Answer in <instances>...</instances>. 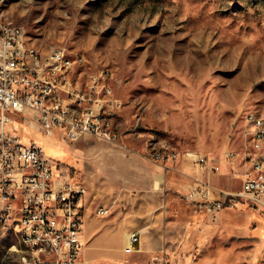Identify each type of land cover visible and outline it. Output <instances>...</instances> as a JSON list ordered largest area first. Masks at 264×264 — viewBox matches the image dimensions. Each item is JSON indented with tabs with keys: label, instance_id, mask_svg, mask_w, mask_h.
I'll return each mask as SVG.
<instances>
[{
	"label": "rangeland",
	"instance_id": "374dc122",
	"mask_svg": "<svg viewBox=\"0 0 264 264\" xmlns=\"http://www.w3.org/2000/svg\"><path fill=\"white\" fill-rule=\"evenodd\" d=\"M0 18L23 28L42 51L65 48L84 56L81 76L111 70L123 104L122 144L166 140L181 152H203L221 164V173L211 175L220 177L214 186L240 191L245 160L255 153L246 116L264 118V0H0ZM138 121L140 132H133ZM8 128L24 144L33 141L46 156L72 167L75 147L62 133L46 135L29 122ZM229 152L235 155L230 161ZM71 171L87 189L80 171ZM96 183L100 193L110 194L105 182ZM192 184L190 179L187 191ZM187 191L167 190L160 224L131 253L124 250L134 229L124 242L112 232L113 203L97 198L84 206L86 264H264L263 208L236 198L212 216L187 200ZM103 206L111 211L98 217ZM120 208L121 214L128 211ZM17 240L18 229L0 225V264H26L25 245ZM96 252L103 254L88 260Z\"/></svg>",
	"mask_w": 264,
	"mask_h": 264
},
{
	"label": "built area",
	"instance_id": "2783aa9c",
	"mask_svg": "<svg viewBox=\"0 0 264 264\" xmlns=\"http://www.w3.org/2000/svg\"><path fill=\"white\" fill-rule=\"evenodd\" d=\"M23 28L0 18V225L7 231L26 232V264H86L83 199L87 189L58 160L46 156L43 147L24 144L10 124L29 122L46 135L62 133L75 142L84 135L121 144L125 131L119 124L123 104L114 94L112 72L101 69L81 76L82 55L65 48L34 54L25 49ZM248 132L254 154L246 158L242 188L233 194L216 188L210 176L221 173V164L200 151H179L166 140L145 142L143 156L157 162L164 172H176L168 162L184 158L205 176L195 178L185 198L216 216L236 198H245L264 209V118L248 114ZM139 121L131 128L139 131ZM235 158L227 153L226 159ZM219 195L220 198H217ZM99 207L97 216L108 215ZM125 253L141 244L139 232L129 236Z\"/></svg>",
	"mask_w": 264,
	"mask_h": 264
},
{
	"label": "crops",
	"instance_id": "0c3cea01",
	"mask_svg": "<svg viewBox=\"0 0 264 264\" xmlns=\"http://www.w3.org/2000/svg\"><path fill=\"white\" fill-rule=\"evenodd\" d=\"M147 142L155 144V141L151 139H147ZM71 144L75 147L72 155L74 162L71 168L63 165L70 171L72 168H77L85 180L88 190L83 199L84 206L90 207L97 198H101V202L105 205L113 203L115 212L114 219L111 221L112 232L116 230L121 233L122 242H124V234L129 232V227H132L130 228L134 229L132 232H139L141 236L139 249L143 248V243L148 241V231L160 224L162 200L163 196L168 195L167 190L171 189L177 193L187 191L190 179L193 181L195 178L205 176L191 161L184 158L176 162H168L169 166H174L176 172H164L157 162L143 156L148 150L144 142L140 143L138 139L131 140L124 147L121 144H112L84 135ZM63 154L66 152L63 151ZM99 179L111 188L110 194L105 195L99 192L96 183ZM219 179L220 177L210 176L213 185ZM122 205H126L128 209L123 214L120 208ZM98 236L99 233L94 234L91 240L96 243ZM153 239L155 244L159 243L155 235ZM102 254L96 252L88 260Z\"/></svg>",
	"mask_w": 264,
	"mask_h": 264
},
{
	"label": "bare ground",
	"instance_id": "6f19581e",
	"mask_svg": "<svg viewBox=\"0 0 264 264\" xmlns=\"http://www.w3.org/2000/svg\"><path fill=\"white\" fill-rule=\"evenodd\" d=\"M25 49H27L28 51H32V53L34 54H41V50L38 49L35 45L30 44L28 41H25ZM148 144H153V143L149 142ZM18 230H19L21 239L26 240V232H23L21 229H18ZM129 236H130V233H129ZM129 236H128V246L130 245Z\"/></svg>",
	"mask_w": 264,
	"mask_h": 264
},
{
	"label": "trees",
	"instance_id": "16d2710c",
	"mask_svg": "<svg viewBox=\"0 0 264 264\" xmlns=\"http://www.w3.org/2000/svg\"><path fill=\"white\" fill-rule=\"evenodd\" d=\"M229 206H231V202H227L225 205V207H229Z\"/></svg>",
	"mask_w": 264,
	"mask_h": 264
}]
</instances>
